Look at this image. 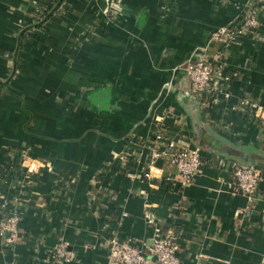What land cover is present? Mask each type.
Here are the masks:
<instances>
[{
  "label": "crops",
  "instance_id": "crops-1",
  "mask_svg": "<svg viewBox=\"0 0 264 264\" xmlns=\"http://www.w3.org/2000/svg\"><path fill=\"white\" fill-rule=\"evenodd\" d=\"M54 1L0 0V192L19 194L23 215L14 241L0 235V264H119L113 240L147 251L169 228L187 264H264V123L241 105L264 104V27L227 48L211 36L248 0H124L108 26L102 1L63 0L23 32L42 16L22 7ZM200 54L221 55L229 75L201 110L178 68ZM161 132V148L199 149L190 183L166 156L145 177ZM239 159L261 171L252 197L232 189ZM59 240L71 260L51 258Z\"/></svg>",
  "mask_w": 264,
  "mask_h": 264
},
{
  "label": "built area",
  "instance_id": "built-area-1",
  "mask_svg": "<svg viewBox=\"0 0 264 264\" xmlns=\"http://www.w3.org/2000/svg\"><path fill=\"white\" fill-rule=\"evenodd\" d=\"M110 3V0H109ZM108 10L107 8L105 11ZM121 10H118V14ZM44 11L41 10L39 16ZM38 16V19H39ZM32 22H36L35 20ZM264 27V0H248L242 7L240 16L237 20L225 24L214 31L211 36L224 44V47L239 42L241 39H256L261 35V28ZM226 64L221 55L210 58L205 55H198L191 59L187 66V75L193 96L201 102L203 107H209L218 100L223 94V85L229 79L226 71ZM243 107L255 109L256 102L244 99L241 101ZM261 112V122L264 123V104L258 106ZM163 133H159L156 139L149 143L152 149V160L145 170L147 179L153 178L152 165L154 160L160 156H166L177 170V175L183 185L190 183L194 176L201 170L204 160L198 149L185 146L178 139H170L163 148L160 146V140ZM146 144V142H144ZM29 172L35 169L28 168ZM261 180V171L257 166H244L239 163L233 166L232 189L235 192L254 196ZM21 198L18 195L13 199H7L0 192V235H8L7 241H14L19 235V227L22 221V211L19 207ZM149 221L155 223L153 215L147 214ZM135 242H118L113 240L109 247V252L114 260L119 264H187L178 254V242L174 230L169 228L167 231L156 229L153 237V243L147 251L137 245ZM71 251L63 240H59L55 245L51 258L56 262H64L72 259ZM207 259L204 255L198 256V263Z\"/></svg>",
  "mask_w": 264,
  "mask_h": 264
},
{
  "label": "water",
  "instance_id": "water-1",
  "mask_svg": "<svg viewBox=\"0 0 264 264\" xmlns=\"http://www.w3.org/2000/svg\"><path fill=\"white\" fill-rule=\"evenodd\" d=\"M63 0H57L54 5L52 6V8L49 10V13L45 14L41 20L37 21V22H34L32 24H29L27 26L24 27L23 29V32L28 30V29H32V28H37L38 26L42 25L60 6V4L62 3ZM124 9H125V4L123 3L121 5V10L118 14H116V19L114 22H117L118 18L120 16H122L124 14ZM219 28V27H218ZM217 29V28H216ZM215 30V29H214ZM213 30V31H214ZM190 59L188 61H185L184 63L180 64L179 65V69L182 71L183 73V82L187 85L186 88H182L181 89V96L187 100V101H190L192 103H194L196 105V107L201 110L203 108V106L201 105V102L196 99L192 92H191V88H190V83H189V79H188V75H187V66H188V63H189ZM16 63H17V53L15 55V58L13 59V64H14V70H13V73L12 75L15 73V70H16ZM167 86V85H166ZM199 148V147H198ZM199 150V149H198ZM237 163L241 164V165H244V166H256V162L255 161H251L249 159H246V160H236Z\"/></svg>",
  "mask_w": 264,
  "mask_h": 264
},
{
  "label": "rangeland",
  "instance_id": "rangeland-1",
  "mask_svg": "<svg viewBox=\"0 0 264 264\" xmlns=\"http://www.w3.org/2000/svg\"><path fill=\"white\" fill-rule=\"evenodd\" d=\"M100 1H102V5H101V8H100V11L104 12L103 13L104 14V22H103L104 25L108 26V25L114 24L115 23L114 21L116 19L115 15L118 12V10L120 9V6L124 3V0H110V3H109V0H100ZM54 3H55V1L52 4H50V5H53ZM50 5L48 7L46 6L44 10H43L42 6H40V10H39L38 6H36V5H30V6H27V7H22V9L24 10L23 12H25L26 17H30L29 18V21H30V20L35 19L36 16H37V13H39L41 10L44 11L41 14L42 17L45 14L49 13L48 10H50ZM68 8H70V7H68ZM106 8L108 10L105 11ZM30 23H32V22H30ZM95 27L98 29V28H100V25L97 24ZM256 104L258 106H260L262 103L261 102H256ZM258 106H256V108H255V113H254L255 116L254 117L258 121L261 122V118H260L261 112L258 111Z\"/></svg>",
  "mask_w": 264,
  "mask_h": 264
},
{
  "label": "trees",
  "instance_id": "trees-1",
  "mask_svg": "<svg viewBox=\"0 0 264 264\" xmlns=\"http://www.w3.org/2000/svg\"><path fill=\"white\" fill-rule=\"evenodd\" d=\"M53 5H50V9L52 8ZM49 11V10H48Z\"/></svg>",
  "mask_w": 264,
  "mask_h": 264
}]
</instances>
